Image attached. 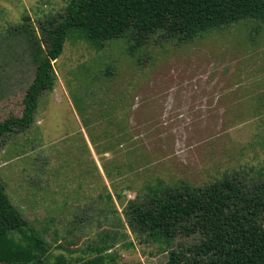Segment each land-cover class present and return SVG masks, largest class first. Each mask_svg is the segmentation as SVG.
Listing matches in <instances>:
<instances>
[{
  "label": "rangeland",
  "instance_id": "374dc122",
  "mask_svg": "<svg viewBox=\"0 0 264 264\" xmlns=\"http://www.w3.org/2000/svg\"><path fill=\"white\" fill-rule=\"evenodd\" d=\"M67 1L0 0V37L14 27L38 30ZM10 42L0 41V121L21 115L33 77L23 38ZM130 45L70 30L32 124L1 137L5 190L49 247L24 260L27 234L11 231L10 261L0 264H76L105 245L106 264H187L199 234L167 239L132 228L128 204L167 185L264 174V20L188 42L156 31L137 50Z\"/></svg>",
  "mask_w": 264,
  "mask_h": 264
},
{
  "label": "trees",
  "instance_id": "16d2710c",
  "mask_svg": "<svg viewBox=\"0 0 264 264\" xmlns=\"http://www.w3.org/2000/svg\"><path fill=\"white\" fill-rule=\"evenodd\" d=\"M245 19L263 21L264 0H68L62 11L37 21L38 30L33 26L7 29L1 43L10 47L15 37L23 38L33 77L22 97L21 115L0 121V145L1 137L13 128L24 130L32 124L40 95L54 87L52 62L61 54L70 30L92 39L127 38L134 42L132 51L156 31L167 39L188 42L210 29ZM127 207L124 214L132 228L167 239L198 233L200 240L188 247L187 264H264V174L225 176L196 189L184 182L167 185L159 196ZM14 230L27 234L30 247L19 248L24 260H32L34 250L49 247L13 205L0 177V261H10L8 234ZM109 248L94 247L96 256L76 264H106L112 261L103 254ZM20 260L17 264L23 263Z\"/></svg>",
  "mask_w": 264,
  "mask_h": 264
}]
</instances>
